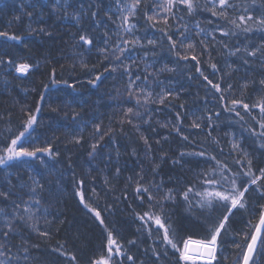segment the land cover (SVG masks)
Here are the masks:
<instances>
[{"label":"trees","instance_id":"obj_1","mask_svg":"<svg viewBox=\"0 0 264 264\" xmlns=\"http://www.w3.org/2000/svg\"><path fill=\"white\" fill-rule=\"evenodd\" d=\"M198 2L201 9L191 17L187 15L183 7L174 8L173 11L183 15L190 28L193 27L194 22H199L201 27L211 31L212 25L222 23L221 20L214 19L209 11L204 10L205 0H198ZM231 2L249 8L254 17L264 14V0H231ZM29 3H37V0H0V31L24 34L31 23L33 28H46L52 33V38L44 34L32 33L25 35L24 44H20L16 41L5 43V38L0 37V52H7L18 59H27L34 64L39 62L37 69L26 79L18 78V74L14 72L8 74L5 69H0V145L6 146L11 138L22 131L21 126L27 114L32 113L37 116V123L33 126L35 131L30 130L31 137H25V146H28V141L35 146H42L47 141L51 142L61 155L60 163L56 164L55 168L52 165L44 168L37 163L30 172L28 167L19 161H11L10 166L6 168L0 167V186L4 190L20 194L19 197L12 195L8 200L0 199V208L8 213L13 208V200L28 199L25 194L26 189L22 191L20 184L27 181L30 175H37L45 186L42 206L48 209V215H41L38 227L41 232H48V236L38 235L25 224H16L15 231L19 234L10 235L6 242L11 248L12 255L15 257L20 254L21 264H23L22 249L27 247L29 249L27 264H89V259L98 258L106 252L107 232L94 214L89 212L74 195L75 182L83 179L87 189L88 203L101 211L108 230H112L119 242L128 249V254L136 258V264H141V261L144 264H176L178 253H174L169 248L165 254L164 246L157 239L162 232H153L149 236L147 229H141L142 222L134 217L135 212L142 213L148 207L146 200L141 205L133 196L139 179L137 174L143 176L140 182L145 186L152 180L164 181L162 191L153 193L157 198L163 196L168 189H176L175 201L166 203L165 207L181 234L190 230L204 234L210 225L218 224L223 215L227 214V208L217 207L211 213L207 209L202 212L190 211L179 195L189 184H197V173L211 166L202 158L188 156L181 158L180 154L199 151L201 144L213 154H217L216 145L212 144L211 137L207 136L206 126L191 131L189 129L193 120L207 115V109L213 111L219 109L218 97L195 72V63L177 62L175 53L168 50V44L164 41L155 49L157 54L155 63L150 55L147 63L153 66L147 71L154 72L164 65L175 68V72L160 73L159 79L164 81L165 85L171 84L179 94L178 98L173 99L171 104L153 103L148 108L141 107L139 111L142 113H147L150 109V117L145 114L142 120L133 121V124L140 125L139 131L133 124L121 125L119 121L123 118V111L133 107L132 103L127 102L128 78L119 72H104V69L108 68V63H101L103 58L96 55L97 48L104 47V32L115 33L120 23L115 0H69L71 6L66 9L67 16L64 15V10L54 11L51 3L48 7H40L37 4L36 8L29 7ZM152 4L153 0H143L140 11L132 20L133 23H137L138 30L135 35L139 36L141 43L145 45L147 39H161L160 26L151 28L145 23L144 12L148 11ZM81 6L85 9V13L82 14V19L78 23L74 14ZM89 7L91 11L98 12L96 19L101 21L100 26L94 25L88 11ZM26 11L33 12L31 21L25 15ZM148 14L152 13L149 11ZM16 17H19V20H16ZM37 18L41 23L35 22ZM84 29H89L96 37L97 48H93L90 53L77 46L78 36ZM125 38L132 39L131 36H125ZM193 38H195L194 30ZM217 39H222L218 33ZM223 39L230 47H243L246 44L259 45L264 42V31L257 30L247 35L237 34ZM112 42L115 43L114 35ZM145 50L151 53L147 47L145 49L137 47L129 54L137 58L142 56ZM77 52H83L88 69L95 66L97 71L92 73L93 76L103 74V80L99 86L88 83L91 77L87 75V69L82 68L78 62L75 63V70H73L74 62L79 60V56L74 55ZM181 55L184 53L182 52ZM211 56L213 57L211 61L207 55L201 61L205 75L211 72L210 62L217 63V66L223 70L218 76L230 71L226 65L239 69L237 72H232L230 79L226 78V83L222 84V88L226 87L227 83L234 85V95L229 96V100L240 98V86L245 81L250 83L252 80L258 81L264 78V66L258 59L250 61V67H246L238 57H228L219 44L216 45L215 50H211ZM7 58V56L4 57V59ZM137 63L143 71L144 61L137 60ZM53 69H55L54 78L57 81L67 80L68 84L50 83ZM218 76L209 75V78L215 83ZM73 83L76 87L70 88L68 85ZM44 85H49V88L45 89ZM159 91V88L155 89V92ZM42 93L44 100H41ZM260 95H264V92L257 91L253 87H249L243 93L245 102L249 104L255 102ZM181 104L183 108L179 107ZM38 105L39 112L36 111ZM68 105H71V108ZM73 109L81 114L82 120L90 121L89 126L81 133L83 142L79 146L68 143L71 139L70 133L79 131L75 128L72 119ZM238 110L247 122L244 125L245 128L258 127L252 120V116H258V109L251 115H245L243 109ZM177 113L181 114L183 121L182 134L189 136V141L194 143L182 140L181 136L173 130L177 124ZM235 119L234 114L221 112L218 121L220 126L211 133L212 137L220 139L223 146L224 155H218V159L227 160L229 163L238 154L234 152L231 155L228 154L229 137L224 134L228 132L236 133L238 137L241 135V126L231 123ZM96 123L101 124L102 135L108 131L109 127L113 129L115 135L111 139L109 136H104L101 143L106 146L101 147L95 159H92L88 156L91 151L90 145L99 139V136L93 135L92 125ZM165 125L168 126L165 127ZM141 135L147 137V146ZM242 135V147L250 153L253 171L259 175L257 170L264 168V150L259 149L260 141L247 132H243ZM68 157H71V169L68 168ZM156 165H159L158 174L154 176L152 169ZM230 166H232L231 163ZM117 167L121 169L119 176L115 175ZM233 171H236L235 167ZM9 177L12 184L16 185L15 188L8 184ZM128 177H132V180L129 181ZM106 178L109 181L107 184ZM92 188L96 189V196L92 195ZM258 189L264 191L259 182L251 186L246 194L247 206L234 210V214L230 216L226 225L227 231L222 233L221 244L217 250L219 264H240L242 251L246 247L245 233L255 231L261 211L264 210L261 208L264 206V198H261ZM125 190L127 200L123 199ZM88 197L91 198L88 199ZM155 210L158 211V208ZM4 227L0 223V228ZM138 229L141 231H137ZM133 239L137 241L134 247L127 244V241ZM154 241L157 251L161 253L159 259H155L151 253ZM0 243L5 241L0 239ZM236 244H240V248H236ZM145 249H149L147 254ZM62 253L75 255L76 260L72 261L70 256L62 255ZM258 261L259 264H264V256L258 257ZM123 264H129V262L124 259Z\"/></svg>","mask_w":264,"mask_h":264},{"label":"snow or ice","instance_id":"obj_2","mask_svg":"<svg viewBox=\"0 0 264 264\" xmlns=\"http://www.w3.org/2000/svg\"><path fill=\"white\" fill-rule=\"evenodd\" d=\"M53 4L54 11L64 10V15L68 13L66 9L70 7L69 0H37V3H29V7L36 8L37 4L40 7H48V4ZM143 0H115L116 12L119 13V25L115 33L110 31L104 32L103 48H97L96 37L91 33L89 29H84L78 36L77 46L84 49L87 52H91L93 48H97L96 55L103 58L101 63H108V68L104 69V72H119L121 75L126 76L128 93V103H132L133 107H128L123 111V118L119 121L121 125L124 123L133 124V121L142 120L145 114L150 117V109L147 113L139 111L141 107L148 108L153 103H159L161 105L166 102L171 104L172 100L178 98V93L175 88L169 85H165L164 81L159 79V74L162 72H175V68H170L164 65L160 69L154 72H148L147 69L152 67L153 64L147 63L150 58L155 63L156 51L155 49L160 46L164 41L168 44V50L174 52L177 57V62L183 61L185 63L192 61L195 63V72L202 77L206 86H209L214 91L220 102L218 110L213 111L207 109V115L204 117H198L192 121L190 125V131L193 129H202V126H206L208 129L207 136L211 137L212 144L216 145V153L205 148L203 144L200 146L199 151L182 152L181 158L198 157L205 160L206 163L211 166L207 169H202L197 173V184H189L179 195L182 198V202L188 205L190 211H203L209 210L211 213L217 207L227 208V214H224L218 224L210 225L204 232L200 234L195 230H190L181 234L175 227V222L172 219L171 214L168 213L165 204L174 202L176 199V189H168L164 192L163 196L157 198L153 193H159L162 191L163 180L157 182L152 180L145 186L140 181L143 180V176L137 174L139 179L136 182V186L133 192V196L143 205L145 200L147 201V210L141 212H135L134 217L138 221L142 222L141 229H147L148 235L151 236L153 232L162 234L157 237L159 243L164 246L165 254L170 248L174 253H178V260L176 264H219L217 261V250L221 244V236L223 232L227 231V222L230 216L234 214V210H240L247 206L245 197L251 186L257 185L258 182L262 188H264V168H259L257 171L259 175L253 171V160L250 158V153L244 150L243 132H247L250 136L260 141L259 149L264 150V95H260L255 102L249 104L244 100L243 93L249 88H256L257 91L264 92V78L260 80H252L250 83L245 81L240 86L241 96L240 98L228 99L229 96L234 95V85L227 83L226 87L222 88V84L226 83V78L231 77L232 72L239 71L238 68L226 65L230 71L223 72V75H219L223 70L217 66V63L210 62L209 67L211 72L209 75L218 79L213 82V79L209 78V75H205V72L201 66V61L205 55L209 57V61L213 59L211 56V50H215L216 45L219 44L222 49L226 51L228 57H238L240 61L246 66L250 67V61L259 60L261 65L264 66V42L259 45L246 44L243 47L232 46L224 42L223 38H231L237 34L247 35L257 30L264 31V14L259 17H254L252 11L244 6H238L232 3L231 0H205L204 10L209 11L214 19L221 20L222 23L212 25L211 31L208 28L201 27L199 22H194L193 27H189L188 22L185 21L183 15H178L173 11L174 8L183 7L189 17L198 13L201 9V5L198 0H153V4L148 11L144 12L145 23L149 24L151 28L159 27L160 40L147 39L146 45L141 43L139 36L135 35L137 29V23H133L132 20L136 18V14L140 11ZM23 7V6H22ZM90 17L94 21L95 26H100L101 21L97 20V11H91L89 7ZM152 14L149 15L148 12ZM85 13L83 6L76 12L75 20L79 23L82 19V14ZM25 15L31 21L33 19V12H25ZM19 20V17L15 18ZM37 24L41 23L39 18L35 21ZM211 23V22H210ZM83 27V26H82ZM193 30L195 32V38H193ZM32 33H40L46 35L48 38H52V33L48 32L44 27L33 28L31 23L27 26L24 34H16V32L0 31V37L5 38V43L9 41H16L20 44H24L25 35H31ZM217 33L222 39H217ZM115 36V43L112 42V37ZM125 36H131L132 39H127ZM137 47L145 49L146 47L151 50H145L142 56L133 58L129 53L135 50ZM184 55H181V53ZM79 56V60L74 62L73 70H75V63H79L82 68L87 69V75L91 77L88 83L99 86V83L103 80V74L92 75L96 72L95 66L88 69L86 58L83 52L74 53ZM8 57L4 59V57ZM137 60L144 61V69L140 70ZM127 61V63H125ZM36 64L29 62L27 59H18L15 56L10 55L7 52H0V69H5L8 74H18V78L26 79L31 73L37 69ZM55 69H53V77L50 83H64L68 84L67 80L57 81L55 78ZM191 78V76L189 77ZM70 88H75L76 84H69ZM45 89L49 88V85H44ZM159 88L157 93L155 89ZM44 94H41V100H44ZM207 102V101H206ZM71 108V105H68ZM183 108V105H179ZM238 109H243L245 115H251L256 109L259 110L258 116H252V120L258 125V127L244 125L247 123L244 120V116ZM37 112L40 111V106H37ZM58 111V109H54ZM221 112H226L229 115L234 114L236 119L231 123H236L241 126V135L238 137L236 133L226 132L224 135L229 137L230 151L229 155L233 152L238 156L233 157L229 161L218 159V155H224L223 146L220 139L212 137L213 130L218 128ZM72 119L75 123V128L78 132L70 133L71 139L68 143L79 146L83 142L82 132L84 128L88 127L90 121L82 120L81 114L72 110ZM177 124L174 126V131L181 136V139L189 142V136L182 134L183 121L181 114H176ZM147 123V121H144ZM37 123V116L32 113H28L25 121L22 124V131H19L6 146L0 145V167H9L11 161H19L21 164L26 165L31 172L34 166L38 163L44 168H48L52 165L60 163V152L51 143L45 142L42 146H35L28 141L26 145L25 137H31V131H35L33 126ZM139 131L140 125L133 124ZM168 125H165L167 127ZM230 126V125H229ZM94 128V136H99L94 143L90 145L91 151L88 156L95 159L97 152L101 147L106 145L101 142L104 140V136H109L111 139L115 133L111 127L108 131L102 133L101 124L96 123L92 125ZM145 145H148L147 137L141 135ZM38 139V137L36 138ZM68 168H72L71 157H68ZM178 163V161H173ZM233 167L236 171H233ZM159 165L153 167V175H157V169ZM121 172L120 168H116L115 175L119 176ZM202 178V179H200ZM19 181V177H17ZM131 181L132 177H128ZM8 184L15 188L16 185L12 184V180L9 177ZM109 181L105 179L107 184ZM21 190L26 189V195L28 199L13 200V208L10 213L5 209L0 208V223L5 227L0 228V239L5 243H0V264H21L20 254L15 257L11 253V248L7 245V241L10 235L19 234L15 231L16 224H25L30 229L34 230L38 235L48 236V232H41L38 227V221L41 215H48V209L42 206V194L45 191L44 184L41 183L37 175H30L28 180L20 184ZM199 188V190H198ZM261 198H264V191H260ZM91 193L96 196V189L92 188ZM12 195H19L9 190H4L0 186V199L8 200ZM74 195L79 198V202L84 205L89 212L93 213L95 218L99 221L107 232L106 240V252L99 255L98 258L89 259V264H123L126 259L129 264H136V258L128 254V249L117 239L112 230H108L102 218L101 211L92 207L86 199L87 189L85 188V181L83 179L77 180L74 187ZM91 197H88L90 199ZM127 191L125 190L123 199L127 200ZM111 207V206H109ZM158 208V211L155 209ZM264 209V206H261ZM206 219H208L206 217ZM46 223H50L46 221ZM138 229L137 231H141ZM250 237V238H249ZM246 247L242 251L240 264H259L258 257L264 256V210L261 211L259 217V223L255 226V231L252 233H245ZM137 241L135 239L127 241L129 246H135ZM154 245L151 249L152 256L155 259H159L161 253L157 251ZM236 248H240V244L235 245ZM59 251V249H57ZM149 249H145L147 254ZM23 264H27L28 252L27 247H23ZM62 255L70 256L72 261L76 260L75 255L70 253H62ZM141 264H144L141 261Z\"/></svg>","mask_w":264,"mask_h":264}]
</instances>
